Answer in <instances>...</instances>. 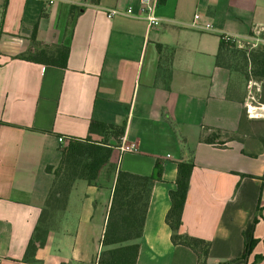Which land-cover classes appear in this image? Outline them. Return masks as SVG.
<instances>
[{
  "label": "crops",
  "instance_id": "1",
  "mask_svg": "<svg viewBox=\"0 0 264 264\" xmlns=\"http://www.w3.org/2000/svg\"><path fill=\"white\" fill-rule=\"evenodd\" d=\"M71 5L84 9L67 28ZM128 6L138 11V0H0V264H95L116 171L149 175L157 158L162 179L136 264H197L165 222L177 162L189 157L180 230L210 241L207 264H264V119L246 116L244 77L215 64L221 36L249 39L264 26V0H165L152 28ZM112 8L121 12L108 17ZM34 30L35 41L69 46L65 68L15 57L33 49ZM161 57L170 59L168 89L157 77ZM91 119L125 123L111 165L98 184L74 182L38 262L23 261L53 179L46 167L69 137L87 135ZM218 130L214 142L202 140Z\"/></svg>",
  "mask_w": 264,
  "mask_h": 264
},
{
  "label": "trees",
  "instance_id": "2",
  "mask_svg": "<svg viewBox=\"0 0 264 264\" xmlns=\"http://www.w3.org/2000/svg\"><path fill=\"white\" fill-rule=\"evenodd\" d=\"M97 3L99 0H89ZM165 0H159L164 2ZM84 9L81 5H71L67 15V28L75 17ZM33 49L18 53L15 57L27 61L51 65L59 68L67 66L69 46L63 43H42L35 41V30L31 35ZM156 48L162 54L166 47L160 43ZM215 64L237 71L246 79L253 77L264 79V45L253 48H239L234 43L219 39ZM171 74L170 59L159 60L157 77L166 89L169 88ZM264 102V93L263 98ZM125 123L114 124L91 119L87 127V135L83 138L69 137L65 145L59 146L60 158L55 166H47V172L53 179L46 193L43 206L33 233L29 238L23 261L37 263L36 250L45 243L48 231L52 228L56 213L66 207L68 194L76 180L88 184H98L101 170L110 166V158L122 141ZM221 130L203 137L206 142H214L221 135ZM228 138L231 133L224 131ZM96 136L97 139H94ZM193 158L189 157L177 162L175 187L168 191L170 206L165 214V222L171 230L170 240L175 245H183L191 249L197 256V264H207L210 241L189 235L180 230L182 211L185 203ZM163 160L157 158L149 175H141L118 169L115 174L112 194L107 211V218L101 239V250L95 264H136L143 225L151 197L153 184L162 179ZM254 241L245 246L244 254H248ZM64 264V263H62Z\"/></svg>",
  "mask_w": 264,
  "mask_h": 264
},
{
  "label": "built area",
  "instance_id": "3",
  "mask_svg": "<svg viewBox=\"0 0 264 264\" xmlns=\"http://www.w3.org/2000/svg\"><path fill=\"white\" fill-rule=\"evenodd\" d=\"M49 3H52L54 0H47ZM159 3V0H138V11L134 12L132 6H128L124 13L128 15H133L136 17H141L146 20L148 27L152 28L157 26L161 19L156 14V7ZM118 9H108L107 16L111 17L117 13H120ZM198 15H195V18H197ZM205 27H210V25L206 24ZM257 33H255L253 36H251L249 39L241 38L239 36H229V35H223L221 36L224 40L230 41L234 43L239 48H245L248 47L253 48L258 45H264V26L257 27ZM251 80L248 81V87L252 85ZM246 106V112L248 117L256 118L257 114L255 113V110H257L260 107H256L253 105H245ZM133 145H125L121 146L120 150H132Z\"/></svg>",
  "mask_w": 264,
  "mask_h": 264
},
{
  "label": "rangeland",
  "instance_id": "4",
  "mask_svg": "<svg viewBox=\"0 0 264 264\" xmlns=\"http://www.w3.org/2000/svg\"><path fill=\"white\" fill-rule=\"evenodd\" d=\"M244 79L246 80L247 85H248L249 80L253 81L252 85L250 87H247V89H246L245 103L247 105H253L256 107H260L257 110H255V113L257 114L256 118H263L264 119V102L262 100L263 93H264V79L257 80L253 77H250L249 79H246L244 77ZM245 113H246V116H248L247 112H246V106H245Z\"/></svg>",
  "mask_w": 264,
  "mask_h": 264
}]
</instances>
